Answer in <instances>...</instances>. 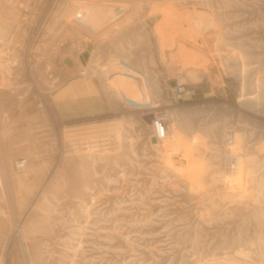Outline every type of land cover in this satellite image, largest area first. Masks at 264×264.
Returning <instances> with one entry per match:
<instances>
[{"label":"rangeland","instance_id":"rangeland-1","mask_svg":"<svg viewBox=\"0 0 264 264\" xmlns=\"http://www.w3.org/2000/svg\"><path fill=\"white\" fill-rule=\"evenodd\" d=\"M0 111V264H264V0H0Z\"/></svg>","mask_w":264,"mask_h":264},{"label":"built area","instance_id":"built-area-1","mask_svg":"<svg viewBox=\"0 0 264 264\" xmlns=\"http://www.w3.org/2000/svg\"><path fill=\"white\" fill-rule=\"evenodd\" d=\"M184 91H185L184 83L181 82L180 80L175 82L173 89L171 91V94H170V101L172 102L179 101V98L184 93ZM156 106H158V104ZM161 107L162 106L160 105V108ZM170 115H171L170 111L166 108L160 109L159 112L154 114V122L152 125V130L156 138L165 139L166 136L169 135L166 120L169 119ZM227 139H228V143L232 141V138L230 137V135L228 136ZM231 159L234 160V158L231 156L227 158V165L233 168L236 164H233L234 162L231 163L232 162Z\"/></svg>","mask_w":264,"mask_h":264},{"label":"crops","instance_id":"crops-1","mask_svg":"<svg viewBox=\"0 0 264 264\" xmlns=\"http://www.w3.org/2000/svg\"><path fill=\"white\" fill-rule=\"evenodd\" d=\"M117 13H121V12H117ZM115 21V20H114ZM89 27V26H88ZM90 29L94 30L95 32H98L96 31L95 29L89 27ZM91 42H94L95 43V50H93L94 52H92V55L93 53H95V51L97 52H102V51H105V48H106V45H107V42L106 40L104 41H99V40H95V39H92ZM124 60V59H123ZM128 65L130 66V68H133L135 71H138L139 73H142L146 76H148L150 78V82H152L151 79V69L145 65H140V64H133V63H130V62H127ZM148 78V79H149ZM155 79V78H154ZM162 78H160V81H161ZM3 115V113L0 111V137H2V133L4 132L3 130V123H2V119H1V116Z\"/></svg>","mask_w":264,"mask_h":264},{"label":"bare ground","instance_id":"bare-ground-1","mask_svg":"<svg viewBox=\"0 0 264 264\" xmlns=\"http://www.w3.org/2000/svg\"><path fill=\"white\" fill-rule=\"evenodd\" d=\"M114 6H117V7L119 6V7L121 8L122 4H121V3H116ZM116 10H117V9H116ZM117 11H118V10H117ZM104 12H105V11H104ZM121 13H123V12H121ZM101 15H102V14H101ZM99 17H101V16H99ZM91 55H92V53H91ZM176 103H178V101H175V102L169 101L168 104H170V105L173 104V105H174V104H176ZM160 104H161V103H160ZM154 106H156V105H154ZM154 106H152V107H154ZM166 135H167V134H166ZM167 136H168V135H167ZM167 136H166V138H167ZM230 137L232 138V141L230 142V144L232 145V144L234 143V139H235V138H234L233 136H231V135H230ZM166 138H165V139H166ZM157 140H158V141H160V140L162 141L163 139H158V138H157ZM227 142H228V139H227ZM231 157H232V156H231ZM233 158H234V160L231 159V160H232L231 163L234 162L233 164H236V165L233 167V169H234V168L237 169L240 160H239V158H237L236 156H233ZM225 164L227 165V159H226ZM212 263H213V261L210 259V260H208L205 264H212Z\"/></svg>","mask_w":264,"mask_h":264},{"label":"water","instance_id":"water-1","mask_svg":"<svg viewBox=\"0 0 264 264\" xmlns=\"http://www.w3.org/2000/svg\"><path fill=\"white\" fill-rule=\"evenodd\" d=\"M95 48V43L94 42H89L87 44V49L83 52V60H88L91 56V52L94 50ZM66 62L69 64V65H72L73 64V61L70 59V58H67L66 59ZM153 142H156L157 141V138L154 136L152 138Z\"/></svg>","mask_w":264,"mask_h":264}]
</instances>
